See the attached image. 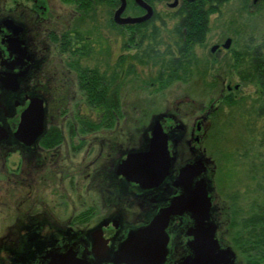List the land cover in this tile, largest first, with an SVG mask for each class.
I'll use <instances>...</instances> for the list:
<instances>
[{
	"label": "flooded vegetation",
	"instance_id": "flooded-vegetation-1",
	"mask_svg": "<svg viewBox=\"0 0 264 264\" xmlns=\"http://www.w3.org/2000/svg\"><path fill=\"white\" fill-rule=\"evenodd\" d=\"M125 1L121 17L145 14L135 0ZM144 1L152 7L149 19L117 24L114 13L121 0H0V264H46L47 260L39 258L44 246H72L91 264H127L114 262L116 249L131 230L147 225L181 193L175 185L180 169L202 161L206 170L194 181L200 177L209 181L211 160L217 171L211 145L221 118L214 115L219 99L205 104L203 99L186 98L176 102L175 112L166 108L139 118L126 109L129 102L121 95L123 80L130 65L137 64L131 61L130 51L139 42L144 44L147 29L150 34L161 27L155 0ZM82 22H88L92 32V54L98 52L99 41L111 46L114 27L122 31L117 37L124 50L120 53L121 78L116 75L119 69L108 73L80 64L87 57L83 47L88 40L82 38ZM224 41L214 44L218 46L210 53L228 52L232 39L228 48L223 47ZM157 55L150 60L159 59ZM150 65V83L143 87L154 95L159 88L158 74L151 72ZM98 72L105 78L100 88ZM92 86L96 91L106 87V98L98 101L97 93L96 97L88 93ZM238 88L239 84L228 82L221 90ZM114 90L116 98L112 97ZM39 100L42 130L27 143L22 135L32 139L38 122L31 118L23 134L19 131L22 115ZM113 104L117 110H106ZM87 110H94V117ZM157 129L167 136L170 167L159 184L146 187L130 179L138 176L141 180L140 170L133 172L122 165L130 154L149 150ZM212 188L214 205L216 185ZM224 210L215 206L213 211L221 249L228 246ZM193 228L195 223L187 213L169 219L162 264H180L192 255L186 242L191 239L187 232ZM94 246H104L105 253ZM231 249L235 252L233 264H241Z\"/></svg>",
	"mask_w": 264,
	"mask_h": 264
},
{
	"label": "rangeland",
	"instance_id": "rangeland-1",
	"mask_svg": "<svg viewBox=\"0 0 264 264\" xmlns=\"http://www.w3.org/2000/svg\"><path fill=\"white\" fill-rule=\"evenodd\" d=\"M173 1L155 0L158 15L165 21V26L161 23L160 27L161 39L164 42L157 46L159 49L157 56L160 58L157 60L145 58V61L138 62L133 65L134 67L130 65L129 75L123 80L124 88L121 95H125L129 102L126 108L129 114L139 118L155 111L161 112L166 108L175 112L176 102L180 103L186 98L197 101L203 99L205 104L219 99L216 105L220 106L223 104L221 94L223 90L221 89L228 82H231L232 86L240 85L236 95L244 97L246 104L249 105L258 96L259 89L255 82L243 81L241 73L249 68L246 59L250 58L255 48L261 50L264 55V0H258L256 3L252 0L223 2L219 11L211 14L209 31L204 40L194 46V58L189 65L181 69L180 78L167 83L163 88H158L154 95L147 93L149 90H145L143 84L150 83L148 63H151V72L157 71L158 74L162 71L161 60L168 57L164 54L168 45L166 42L169 43L170 39L167 31L170 32L177 21L176 18L171 19L169 16L178 9L181 0L177 6L171 8L168 4ZM89 15L90 13L87 12L86 17L89 18ZM82 24V38L88 37V40L85 43L87 57L83 58L80 64L96 67L99 71H108V73L119 69L117 77L121 78L120 53L124 50L122 41H117V37L122 36V32L114 27V41L111 46L108 47L106 41H99L98 52L92 54V51L90 52L92 32L88 22H82ZM228 37L232 39L228 52L210 53L214 44L223 42ZM137 50L131 49L130 52L134 53ZM234 52L243 56L241 62L235 63ZM155 77L157 79L158 75ZM200 77L205 83L199 79ZM149 101L152 102L149 104ZM219 112L220 122L226 123L229 118L232 121L230 125L223 123L224 126L218 123V128L215 130L218 134L211 145V151L217 158V171L214 169L216 175L214 173L211 180V184L216 185L217 191L214 204L216 203V209H219V206L225 208L224 219L219 215L223 222L228 221L225 226L227 229L225 234L227 242H225L236 251L241 262L244 263L257 253V249L244 244L248 238L253 239V232H250L251 227H243L244 220L255 214L264 213V148H259L257 143H252V136L243 128L244 124L238 107L232 109L225 107ZM87 113L93 117L95 115L94 110H87ZM165 124L167 125L168 122ZM211 161L213 163V160Z\"/></svg>",
	"mask_w": 264,
	"mask_h": 264
},
{
	"label": "water",
	"instance_id": "water-1",
	"mask_svg": "<svg viewBox=\"0 0 264 264\" xmlns=\"http://www.w3.org/2000/svg\"><path fill=\"white\" fill-rule=\"evenodd\" d=\"M256 3L258 0H252ZM146 12L140 17H121L125 9L126 1L121 0L120 6L115 10L114 21L117 24L135 23L149 19L152 16V7L144 0H135ZM177 0L169 5L176 6ZM231 38H226L223 43L224 48H228ZM218 45H213L211 51L214 52ZM43 108L41 100L33 103L24 111L21 120V133H26L30 119L38 122V130L34 132L32 139H27L22 135L21 139L32 142L42 130ZM153 132L149 150L142 153H132L124 160L122 168L131 169L142 175L141 180L136 179L143 186L150 187L159 184L169 172V159L167 153V136L162 130L157 129ZM30 141V142H29ZM169 166V167H168ZM143 168V170L141 169ZM130 170V172H131ZM206 170L202 161L187 164L180 169L179 175L175 179V185L181 188V193L172 198L170 203L159 210L147 225L131 230L125 240L114 253V262L127 264H162L167 252L169 236L165 231L170 218L183 213H187L195 223V228L188 230L187 235L191 239L187 240L186 245L192 251V255L184 257L180 264H233L235 252L231 247L220 248V243L216 238L217 224L213 219L215 204L212 202V176L214 166L211 161V177L209 181L196 177ZM126 173V171H123ZM147 181L146 183H143ZM210 183V185H209ZM39 255V258L47 260L46 264H91L84 256L79 257L73 247L58 248L47 247ZM97 250L105 253L104 246H94ZM95 250V249H94ZM102 255V254H101ZM103 256V255H102Z\"/></svg>",
	"mask_w": 264,
	"mask_h": 264
},
{
	"label": "trees",
	"instance_id": "trees-1",
	"mask_svg": "<svg viewBox=\"0 0 264 264\" xmlns=\"http://www.w3.org/2000/svg\"><path fill=\"white\" fill-rule=\"evenodd\" d=\"M226 1L227 0H182L178 9L169 16L171 19L176 18L177 21L170 32L167 31L170 39L169 43L166 42L168 45L166 46L167 50L164 54L168 57L161 60L162 71L158 72V77L155 79L159 82V88H163L167 83L180 78L181 69L189 65L194 58V46L201 43L209 31L211 14L217 13L220 5ZM160 19L163 26H165V21L161 17ZM152 28L154 30V26H152ZM144 37V44L139 42L137 46L138 50L130 55V59L134 63H142L143 60L145 61V57L149 60L153 58L154 53H159L157 46L161 44V42H164V40L162 41L161 39V32L159 29H156L150 34L147 29V31L144 32ZM130 41L133 42L135 40L131 38ZM86 48L87 46L84 45L83 50H86ZM234 54L235 63L243 60V56H240L238 52H234ZM246 61L248 62L249 68H247L246 71H242L241 78L243 81L249 80L255 82L256 87L259 89L258 96L248 105L244 97L236 95L239 88L230 92H222L223 104L214 112V115H220L219 110L222 108L226 107L232 109L233 107H238L240 109V117L244 124L243 128L252 136V143H257L259 148H264V55L261 50L255 48L250 58L248 60L246 59ZM133 65L131 66L134 67ZM97 75V83L100 88L102 87L101 82L105 80V78L104 75L99 72ZM87 79H89V77ZM87 90L93 97H96L97 93L98 101L106 98V87L98 89L97 91L95 87ZM112 97H117L116 90L113 91ZM110 107L117 110L116 104L109 105L105 108L107 110ZM220 121L221 120H219V123L222 125L224 122ZM231 121L232 119L229 118L228 122L226 121L224 124L230 125ZM224 124L222 126H224ZM243 227H251L250 232H253V239L248 238L244 244L251 246L252 249H257V253L244 263L241 262V264H264V213L255 214L245 219Z\"/></svg>",
	"mask_w": 264,
	"mask_h": 264
}]
</instances>
